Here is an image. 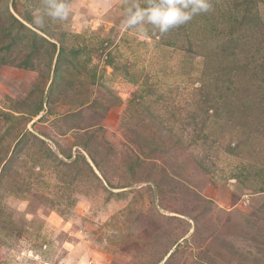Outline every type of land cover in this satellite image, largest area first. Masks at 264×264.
Returning a JSON list of instances; mask_svg holds the SVG:
<instances>
[{
    "label": "rangeland",
    "instance_id": "374dc122",
    "mask_svg": "<svg viewBox=\"0 0 264 264\" xmlns=\"http://www.w3.org/2000/svg\"><path fill=\"white\" fill-rule=\"evenodd\" d=\"M148 2L0 0V264H264V0Z\"/></svg>",
    "mask_w": 264,
    "mask_h": 264
},
{
    "label": "clouds",
    "instance_id": "9594fccd",
    "mask_svg": "<svg viewBox=\"0 0 264 264\" xmlns=\"http://www.w3.org/2000/svg\"><path fill=\"white\" fill-rule=\"evenodd\" d=\"M211 7L210 0H149L147 6L134 3L125 11L123 26L144 33L145 25H151L163 35L186 24L194 16L210 11ZM68 15L65 0H42L40 8L33 15V22L40 25L45 16L65 20Z\"/></svg>",
    "mask_w": 264,
    "mask_h": 264
},
{
    "label": "trees",
    "instance_id": "16d2710c",
    "mask_svg": "<svg viewBox=\"0 0 264 264\" xmlns=\"http://www.w3.org/2000/svg\"><path fill=\"white\" fill-rule=\"evenodd\" d=\"M55 46V45H54ZM63 49H61L60 51H62ZM60 53V52H59Z\"/></svg>",
    "mask_w": 264,
    "mask_h": 264
}]
</instances>
